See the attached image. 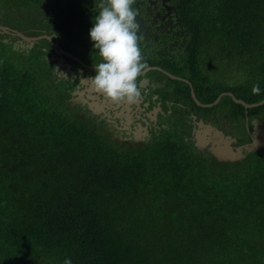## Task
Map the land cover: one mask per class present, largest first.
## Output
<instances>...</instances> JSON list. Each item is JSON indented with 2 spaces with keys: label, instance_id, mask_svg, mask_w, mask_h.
Masks as SVG:
<instances>
[{
  "label": "trees",
  "instance_id": "trees-1",
  "mask_svg": "<svg viewBox=\"0 0 264 264\" xmlns=\"http://www.w3.org/2000/svg\"><path fill=\"white\" fill-rule=\"evenodd\" d=\"M202 6L218 52L207 70L246 69L241 79L254 86L241 97L261 102L264 0ZM11 60L18 71L0 56V264H264V147L235 163L182 140L121 150L96 120L71 110L70 86L55 89L40 61ZM216 85L217 95L238 94ZM249 112L264 119V105Z\"/></svg>",
  "mask_w": 264,
  "mask_h": 264
},
{
  "label": "flooded vegetation",
  "instance_id": "flooded-vegetation-1",
  "mask_svg": "<svg viewBox=\"0 0 264 264\" xmlns=\"http://www.w3.org/2000/svg\"><path fill=\"white\" fill-rule=\"evenodd\" d=\"M35 3L23 11L34 13L28 28L0 20L4 63L18 71L20 63L11 57L30 53L43 64L55 89L70 86L65 102L71 110L96 120L121 150L148 148L159 139L182 140L199 154L218 161L210 152L214 141L232 147L248 145L255 131L254 120L264 125V119L251 117V108L229 95L221 96L232 93L245 102L241 95L245 96L250 82L239 85L237 81L246 75V69L238 70L231 62L213 69L221 75L218 80L207 75L204 61L215 52L203 28V0ZM236 43L231 39L230 52ZM220 79L225 86H236L238 94L217 95L214 88ZM210 86L213 91L208 93ZM234 103L244 106L245 112ZM205 126L221 134L207 132ZM198 133L209 141L203 150L196 147Z\"/></svg>",
  "mask_w": 264,
  "mask_h": 264
},
{
  "label": "water",
  "instance_id": "water-1",
  "mask_svg": "<svg viewBox=\"0 0 264 264\" xmlns=\"http://www.w3.org/2000/svg\"><path fill=\"white\" fill-rule=\"evenodd\" d=\"M229 95L237 103L243 104L247 109L257 108L264 105V99L261 102L255 103V104H247L246 102L242 100H238L234 97L232 93L222 94L221 96ZM221 96L219 97L218 101H216V104L219 102ZM193 98H195V94L193 93ZM196 100V98H195ZM196 102L200 105V103L196 100ZM254 134L252 143L250 145H241L238 147H232L229 143H225L223 145L221 142H213L210 152L213 156H215L219 162H235V161H242L244 160L248 154L257 151L264 146V125L259 122L258 120H254ZM208 129L205 130L207 132L215 133V135H219L218 132L221 134L219 130L216 128H213L211 126H205ZM209 145V141L206 138V136L202 135L201 133H198L197 135V145L196 147L199 150H203Z\"/></svg>",
  "mask_w": 264,
  "mask_h": 264
},
{
  "label": "rangeland",
  "instance_id": "rangeland-1",
  "mask_svg": "<svg viewBox=\"0 0 264 264\" xmlns=\"http://www.w3.org/2000/svg\"><path fill=\"white\" fill-rule=\"evenodd\" d=\"M7 4V6L9 5L10 8L12 10L14 9H21V12H22V15H26L28 16L27 18L23 19L21 17H15L14 14L12 13V11H10L9 9H6V7H2V3H1V7H0V20H3V22L5 24H10V25H13V26H16L17 28H28L31 24H32V21L29 19V18H33L34 17V13L33 11H30V10H27L26 14L23 13V10L26 9L28 7V9H31V7H29L26 3L25 0H21L18 2V5H19V8H16V3L13 1L11 2L10 0H4ZM10 15L9 17H7V15ZM3 37V31H0V38ZM218 52L214 53V55H217ZM208 76H212L211 78L213 80H218L221 75L217 72H210L209 71V74H207ZM220 84L222 85H226L227 83L223 80H219L218 81ZM230 84H232L231 82H229ZM237 83L239 85H243L244 84V80H240V81H237ZM233 85V84H232ZM251 86H254L252 83H250ZM181 87V86H179ZM239 128H240V125H239ZM252 143V142H251ZM251 143H249L248 145H250ZM238 147V146H236Z\"/></svg>",
  "mask_w": 264,
  "mask_h": 264
}]
</instances>
